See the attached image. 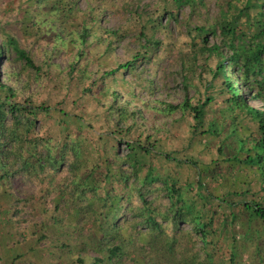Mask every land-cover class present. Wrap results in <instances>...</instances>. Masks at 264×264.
Listing matches in <instances>:
<instances>
[{
  "label": "trees",
  "instance_id": "16d2710c",
  "mask_svg": "<svg viewBox=\"0 0 264 264\" xmlns=\"http://www.w3.org/2000/svg\"><path fill=\"white\" fill-rule=\"evenodd\" d=\"M191 1L173 0V3L179 9L184 5L189 6ZM25 2L27 8L17 21L23 37L36 39L39 35L42 37L52 33L55 36L52 52L59 53L62 46L71 47V51H74L70 68L63 76L64 82L53 86V89L69 86L72 81L81 82L84 83L81 97H86V94L93 93V85H96L97 90L100 89L98 95L109 100L104 112L106 119L110 112L121 117L118 121H108L113 132L117 131V135L127 140L134 131L139 134L136 141L125 143L127 153L120 158L116 154L117 144L110 146L103 136L94 139L89 131L90 126L86 127L71 118L68 120L72 122H67L69 115L63 110L58 113L56 132H50L45 126L44 131H37L40 119L45 121L51 115L49 107L44 103L34 104L31 94L19 98L31 79L44 77L45 83L51 86L53 78L50 71L48 68L42 70L48 63L35 65L26 48L0 27V62L13 61L11 68L2 72L6 77L4 80L0 72V195L5 196L8 204L12 193L8 192L7 183L16 173L36 178L47 170L54 176L65 165L71 177L69 190L63 188V192L58 193L59 196L52 201L54 210L61 213L75 211L77 214L84 211L92 227L96 228L81 242L82 250L90 246L95 256L89 263L78 256L76 264H123L125 259L131 264H231L233 257L229 251V237H233V231H258L264 235V229H261L264 224V0H227L212 21V18H207L211 23L206 20L194 28L199 40L198 52L202 55L200 60L216 59L214 68L210 69L202 63L198 69L208 71L214 79L220 78L217 94L227 93L224 103L234 104L242 114L239 131L243 136L242 151L245 150V153L238 152L237 145L227 138L213 147L204 148L215 152L211 153L204 167L215 164L220 172L242 178L248 188L243 192L232 190L225 195L231 196V199H241L242 203L232 206L230 211L222 210L221 219L213 217L217 211L211 214L196 199L191 200L190 197L194 196L181 193L180 181L173 178L174 168L199 162L191 156H186L187 163L177 162L174 159L180 160L178 151H164V141L171 135L168 128L179 119L188 117L190 137L194 141L209 133L210 126L217 121L214 113L218 111L217 105L210 106L212 98L206 95L202 101L197 98L194 102V97L189 98L184 93L181 102L152 99L156 92V79L163 78L156 76L164 73V68L151 62L160 42L153 34L146 35L145 26L135 37L137 52L116 66L106 68L99 60L103 54L114 56L121 41L117 30L104 28L100 31L98 28V34H90L85 20H82L77 40H73V34L67 30L69 20L66 18L75 8L74 0ZM229 12L233 14L228 15ZM170 19H176V12L170 13ZM150 25L153 26V23ZM209 37L218 41L210 44ZM90 47H100L103 51L101 55L95 53L98 58L90 54L92 59L86 60L85 51ZM18 63L21 64L19 68ZM88 65H94L90 72ZM27 70L31 72L23 83L20 73ZM125 74L129 76V81L124 79ZM180 74V86L187 90L191 86L192 75L183 71ZM12 79L22 86L8 85V81L13 83ZM97 82L101 84L97 86ZM249 101L260 103L261 108L250 106ZM209 107L213 116L204 129L205 108ZM145 114L152 120L168 119L169 123H149ZM71 124L75 126L74 131H70ZM249 125L253 126L254 131H249ZM216 136L221 137L218 132ZM101 141L102 144L99 143ZM87 143L92 146L91 152L85 156L89 161L88 169L81 171L85 165L78 160V154ZM68 148L72 149V156L67 151L61 153ZM66 154H70L71 159L67 164ZM143 156L149 157V162H145ZM260 162H263L261 167L258 166ZM165 166L171 167L172 173L166 171ZM142 172L144 174L141 176ZM257 174L263 179L261 186L255 184ZM131 178L138 184H129ZM157 183L159 188L154 187ZM115 184L118 186L115 187ZM51 191L54 190L49 189V193ZM152 193L166 198V206L154 204L155 198L148 200ZM67 195L68 198L65 197ZM134 195L138 198L137 204H132ZM249 195L255 196L254 201L248 202ZM13 199L18 204L17 197ZM19 200L22 201L21 198ZM186 203L190 205L186 206ZM8 212L6 209L3 214ZM229 214L235 217L232 235L231 231L225 234L222 230L226 229L223 216ZM49 220L62 234L65 225L63 218L59 214L46 218V225ZM45 223L42 222L41 229L46 227ZM257 223L262 226L258 228ZM41 237L46 238L43 233ZM223 246L229 255L215 260L217 251L222 250Z\"/></svg>",
  "mask_w": 264,
  "mask_h": 264
},
{
  "label": "rangeland",
  "instance_id": "374dc122",
  "mask_svg": "<svg viewBox=\"0 0 264 264\" xmlns=\"http://www.w3.org/2000/svg\"><path fill=\"white\" fill-rule=\"evenodd\" d=\"M25 1L0 0V27L15 37L21 47L26 48L35 65L48 63L42 70L48 68L50 71L53 78L51 86L45 83L44 77L39 80L31 79L27 84L26 90L20 94L19 98L21 99L22 97L23 99V97L31 94L34 104L39 105L44 103L49 107L51 115L45 121L40 119V122L37 124V131L39 129L44 131L45 127H47L50 132H56L58 130L56 126V121L59 117L58 113L60 110H63L69 115L66 118L67 122H72V119L81 122L86 127L90 126L89 131L95 137L94 139L103 136L107 141L106 143L110 146L117 144L115 147L117 150L116 154L120 158H123L127 153L125 143L127 141L130 143H132L131 141H136L135 139H137L139 134L138 131H134L129 140L117 135V131L113 132L108 121H118L121 117L118 115L114 116L110 112L106 119L104 112L105 108L107 109L108 107L109 100L98 95L100 89L97 90L96 85H93V93L91 95L86 94V97H81V88L84 86V83L81 82L72 81L69 86L63 85L58 89H53V86H58V84L64 82L63 76L67 69L70 68L69 65L73 60L74 51H71V47L62 46L59 53L52 52L51 45L55 38L52 33H46L42 37L39 35V38L36 39L23 37L17 21L22 18L27 8ZM74 1L75 8L69 14V17L66 18L69 20L66 24L68 26L67 30L73 34V38L70 37L69 42L72 41L71 38L77 40L76 37L77 33L80 32L79 28L82 20H85L90 34L93 32L97 33L98 28L100 31L105 28L117 30L121 37L114 56L112 54L101 55L103 48L90 47L86 49L84 59H92L90 54L98 58L95 55L96 53L101 55L99 62L104 67L112 68L116 66L119 62L127 60L137 52V34L145 26L146 35L153 34V37L157 38L160 42V47L152 55L151 62L154 66L159 64L160 68H164L162 70L164 73L156 76H162L163 78L156 79L155 77L157 84L154 88L156 92L152 96V99L154 98L158 101L165 100L166 102H181L184 93H187L189 98L194 97V102L197 98L202 101L206 95L212 98L210 106L217 105L218 111L214 113L217 121L212 123L209 133L196 138V141H194L190 137V122H188V117L179 119L177 123L170 124L168 128L171 135H168L164 141V151H178L180 153L178 154L180 160L174 159L175 161L187 163L185 162L187 160L186 156H191L193 160L199 162L196 165L188 163V165H182L181 168H174L173 178L180 181L181 193L194 196L190 197L191 200L196 199V202L200 206L203 205L204 209L210 210L211 214L217 211V215H213V217L221 219L223 215L222 210L230 211L232 206L236 204L241 205V199H231V196L226 197L225 195L232 190L238 192L248 190L242 178L239 176L233 178L232 174L220 172L215 164L204 167L208 164L211 153H215L212 150L206 151L205 149L213 147L217 142H222L224 138L232 139L237 145L238 152L245 153V150L242 151L243 136L239 131L242 119L241 112L234 107V104L233 106L232 103H224V100L228 97L227 93L217 94L220 78L214 79L208 71H200V68L198 69L202 63L206 64L210 69L214 68L216 59L210 57L206 62L200 60L202 55L198 52L199 40H197L198 35L194 30L195 27L204 24L203 22H206V20L209 22L210 20L207 18L214 17L219 8L225 6V1L227 0H193L189 6L184 5L179 7V9L175 7L173 0ZM174 12H176L175 20L170 19V13ZM230 14L233 13L229 12L228 15ZM151 23H153V26L150 25ZM149 27L153 28L149 29ZM65 39L68 40L66 37ZM209 41L212 44L218 40L214 37H209ZM11 60H2L0 62L1 79L3 80L6 77H3L2 72L11 68L13 62ZM20 66L21 64L17 67L19 68ZM87 69L89 72L92 71L94 65H88ZM181 71L192 75L191 86L187 90L180 86ZM30 72V70H27L20 73L23 83L28 80ZM123 77L127 81L130 79L127 74ZM12 82L14 83V79H12ZM13 83L7 82L8 85H15L18 88L22 86V84ZM100 84V82H97V86ZM210 84L213 86H210ZM125 88L129 90L127 87ZM248 104L255 108H261L258 102L249 101ZM209 110H212L211 107L209 109L205 108L204 129L207 121L213 116ZM145 116L147 115L145 114ZM68 118H71V120L69 121ZM148 120L149 123H154L155 125H163L161 124L162 122H168V119L152 120L149 117ZM74 129L75 126L71 124L70 131H74ZM249 131H254L252 125H249ZM216 132L220 133L221 137H217ZM99 143L102 144L103 142ZM90 145L87 143L82 146L84 150L78 154V160L81 161L82 165H85L81 171L88 169L87 163L89 161L85 156L91 152L92 146ZM224 147L230 150L226 146ZM66 151L72 156V149L70 148L62 150L61 153L65 154ZM70 154H66V164L71 160ZM142 158H145V162H149L150 160L149 157L143 156ZM262 165L263 162L258 164L259 167ZM127 170L129 169L127 168ZM165 170L172 173L171 167L165 166ZM143 174L144 172L141 173V176ZM70 179V174L65 165L54 176H51L50 171L47 170L36 178L21 172L12 176L11 180L7 183L8 192L11 191L12 193L9 204L5 201V196L0 195V264H10L12 261L13 264L14 262L15 264H76L75 260L78 256L85 263H89L90 259L95 256L90 246L87 250H82L83 246L81 242L85 240L84 236L93 233L92 230L96 229L92 227V222L86 217V212L81 211L79 212L80 214L75 213V211L61 213L60 211H55L52 204V201L59 196L58 193L60 191L63 192V188H66L67 191L69 190ZM262 183L263 179L261 175L257 174L255 184L261 186ZM129 184L137 185L138 183L131 178ZM117 186L115 184V187ZM154 187L159 188L160 185L157 183ZM49 189L55 192L51 191L49 193ZM160 196V194L152 193L147 199L155 198L157 201L154 200V204L166 206V198ZM15 197L18 199V204L13 199ZM65 197L68 198V195ZM245 197L246 195L243 199ZM254 197L249 195L248 202L254 201ZM131 200L132 204H137L138 202V198L135 195L132 196ZM185 205L188 206L190 203H186ZM6 209L9 211L8 214H3ZM45 211L47 212L45 213ZM56 214H59L63 218L62 222L65 224L62 234L56 230V226L50 220L49 223L46 221L47 225L44 222L46 218H50ZM223 218H225L223 225L226 227V229L222 228L223 233L230 234V231L235 229V225L232 222L235 217L229 214L223 216ZM42 222L46 225L43 229H41ZM214 225L216 228L215 223ZM256 226L260 228L262 225L261 223H257ZM185 228L187 227L185 226ZM261 229H264V224ZM64 231L68 232V234ZM41 233L45 234V239L41 237ZM226 237H229V235ZM229 238L231 240L229 251L233 257L231 264H264V235L262 233L258 231H250L249 233L245 231H233V237ZM221 249L217 251L215 260H220V257L223 255H229L224 246ZM225 257L228 258V256ZM124 261L123 264H131L126 259Z\"/></svg>",
  "mask_w": 264,
  "mask_h": 264
},
{
  "label": "bare ground",
  "instance_id": "6f19581e",
  "mask_svg": "<svg viewBox=\"0 0 264 264\" xmlns=\"http://www.w3.org/2000/svg\"><path fill=\"white\" fill-rule=\"evenodd\" d=\"M254 104V103H253Z\"/></svg>",
  "mask_w": 264,
  "mask_h": 264
}]
</instances>
